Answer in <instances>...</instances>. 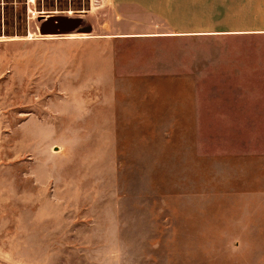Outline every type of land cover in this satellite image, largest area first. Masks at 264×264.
I'll use <instances>...</instances> for the list:
<instances>
[{"label":"rangeland","instance_id":"obj_1","mask_svg":"<svg viewBox=\"0 0 264 264\" xmlns=\"http://www.w3.org/2000/svg\"><path fill=\"white\" fill-rule=\"evenodd\" d=\"M48 14L70 34L41 37ZM117 14L0 0V264H264V203L232 194L264 128L189 132L172 102L195 86L113 72ZM168 48L146 43L143 66H168Z\"/></svg>","mask_w":264,"mask_h":264},{"label":"crops","instance_id":"obj_2","mask_svg":"<svg viewBox=\"0 0 264 264\" xmlns=\"http://www.w3.org/2000/svg\"><path fill=\"white\" fill-rule=\"evenodd\" d=\"M108 4L123 27L107 35L114 42V73L170 70L172 80L186 79L189 88L195 86L172 102L175 119L188 122L189 132L264 128V89L259 86L264 81V0H108ZM161 41L169 46L168 66L145 68L140 51L146 43ZM237 156L243 173L234 176L239 188L232 194L258 199L260 207L264 147H242Z\"/></svg>","mask_w":264,"mask_h":264},{"label":"water","instance_id":"obj_3","mask_svg":"<svg viewBox=\"0 0 264 264\" xmlns=\"http://www.w3.org/2000/svg\"><path fill=\"white\" fill-rule=\"evenodd\" d=\"M38 20L41 23L38 27V33L41 37L70 34L69 31H67L68 26L65 23L64 17L62 18L55 14H48L47 16L41 15ZM91 31V27H86L81 33L90 34Z\"/></svg>","mask_w":264,"mask_h":264}]
</instances>
